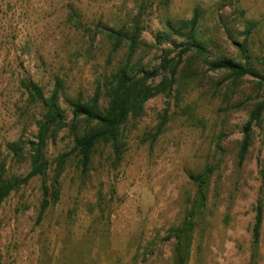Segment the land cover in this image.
<instances>
[{
	"label": "rangeland",
	"instance_id": "rangeland-1",
	"mask_svg": "<svg viewBox=\"0 0 264 264\" xmlns=\"http://www.w3.org/2000/svg\"><path fill=\"white\" fill-rule=\"evenodd\" d=\"M196 11L210 61L248 62L264 74V0H0V173L9 179L30 172L29 142L45 112L21 80H33L47 97L57 82L62 86L67 127L46 147L51 179L75 136L89 129L83 119L71 126L68 100L88 102L100 87L105 105L112 74L125 61L127 46L115 52L110 29L139 25L134 62L148 71L167 66L154 88L178 65L172 91L128 119L118 164L109 146L97 147L87 174L71 156L59 201L41 221L42 177L6 199L0 264H177L173 231L184 228L185 264H264V220L260 243L252 239L259 200L264 207V112L239 163L242 129L264 100V84L212 71L195 50L179 58L185 38L171 34L170 25ZM18 143L21 156L11 149ZM207 169L213 174L201 201L190 176Z\"/></svg>",
	"mask_w": 264,
	"mask_h": 264
},
{
	"label": "trees",
	"instance_id": "trees-1",
	"mask_svg": "<svg viewBox=\"0 0 264 264\" xmlns=\"http://www.w3.org/2000/svg\"><path fill=\"white\" fill-rule=\"evenodd\" d=\"M200 14L196 11L193 17L188 21L180 22L178 25H170L171 34L178 35L179 38H185V41L179 45L182 49L178 53L182 58L191 50L197 51L207 59V65L212 71L230 72L237 78L252 76L258 78L264 84V74H259L251 65L246 62L245 65L239 64L226 57L211 58L207 46L200 41L199 33ZM140 27L135 24L130 32L124 30L108 31V36L114 43L115 52L123 46H127L125 61L122 62L116 71L112 74L108 88V100L105 105H101V88L98 87L92 99L83 102L82 99H69L68 102L72 111V124L76 127L78 120L83 119L89 124V129L78 134L74 138V147L69 154L60 157L56 174L49 179V161L46 158V147L49 141L62 129L67 127L66 111L61 106V83L57 82L51 94L47 97L43 89L31 79H23L20 82L21 87L27 92L29 100L33 103H41L44 109L43 118L37 123V135L35 141L29 142V156L31 169L30 172L22 178L5 177L4 170L0 173V209L6 199L21 186L27 185L33 178L42 177V195L43 199L40 205L38 221H41L48 208L57 204L60 198V176L64 170L63 166L67 160L74 155L78 161L83 174H87L92 158L97 147L109 146L112 149L114 162L118 164L123 157L124 145L121 143L124 126L130 117L140 118L144 112L145 104L153 97L159 94L168 95L172 91V84L177 72L176 65L171 71V77H164L159 86L154 88L152 82L162 75L161 71L167 70L164 63L148 71L140 64L134 62V56L139 46ZM168 35L159 37L166 40ZM241 52L246 56L248 49L247 43H241ZM264 112V100L251 112L249 120L243 127V139L241 142L239 163L243 164L252 145L253 127L260 120ZM12 151L16 156H21L23 147L21 143L12 145ZM213 169H207L199 175L190 177L198 186V197L201 201L205 200V190ZM264 220L263 201L259 200L256 208L255 224L252 230V239L254 245H258L261 240L262 226ZM190 223L187 222V225ZM188 229H178L173 231L177 243V264H185L188 255L180 252L183 235Z\"/></svg>",
	"mask_w": 264,
	"mask_h": 264
}]
</instances>
